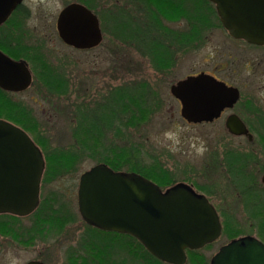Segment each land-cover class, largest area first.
Segmentation results:
<instances>
[{"label":"rangeland","instance_id":"obj_1","mask_svg":"<svg viewBox=\"0 0 264 264\" xmlns=\"http://www.w3.org/2000/svg\"><path fill=\"white\" fill-rule=\"evenodd\" d=\"M140 2L148 20H119L113 21L111 26L110 22H105L103 43L99 48L88 51L67 47L69 45L58 38L52 26L57 12L65 4L63 0H31L29 5H32L33 15L29 11L31 18L21 16L19 19L21 58L30 63L33 81L25 91L9 93V96L29 110L32 122L37 124H26L28 120L15 122L4 117L5 112L0 114V118L24 128L40 148L45 161L42 180H48L44 186L41 185L42 196L62 198L64 210L73 221L60 225L44 217L46 213L42 210L27 218L3 215L0 219V243L8 241L14 247L9 245V250L6 253L2 251V254H6V259H13L12 264H22L34 256L47 259L49 264H83L85 252H80V239L85 234L86 223L77 208L78 177L100 163L105 155L106 161L119 171H130L138 163L142 167L147 166L146 169L150 165L159 166L160 170L154 168V172L166 173L169 179L155 174L148 179L157 185L167 184L164 188L177 183L189 185L217 206L223 232L210 250H202L207 259L220 246L241 235L254 236L264 243V236L260 233L264 222V184L260 181L263 173L254 179V172H249V167L254 166L253 159H258L254 156V145L248 144L245 137L226 131L223 120L204 125L186 123L170 93L172 83L205 68L228 79L230 75L237 79L234 83L243 84L246 81L243 63L254 57L255 51H244L222 38L219 21L205 0H176V4L173 0ZM127 25L140 30H133L131 34ZM216 45L220 48L214 55L218 58L217 63L234 62L237 70H219V65L205 67L204 62L214 59L211 50ZM46 75L47 78L48 75L56 78L58 89L64 86V91L48 90ZM119 89H141L142 100L134 99L130 111L119 108L112 101V93ZM243 92L241 112L244 111L245 116H255V103H251L255 106L249 111L243 108L245 89ZM20 109L17 107L16 113H20ZM107 109L115 118L112 124L103 125L99 116ZM9 111L13 108L10 107ZM134 111L136 117L132 114ZM82 115L89 123H99L101 136L79 127L75 133L77 117ZM234 152L249 155L237 169L225 162L226 153ZM62 156L64 160L60 158ZM238 172L239 177H248L249 182L244 187L235 180ZM46 173L48 176L44 177ZM253 182L258 185L249 190L248 185ZM252 191L253 199L261 207L256 219L244 209ZM260 191L263 195L257 197ZM224 215L233 220L230 232L229 228L226 229ZM30 230L32 234L35 232L37 240L33 239L32 243L24 245L26 249L19 251V242L30 237ZM101 233L104 239L111 241L126 240L111 232ZM73 254H76L74 259ZM121 259L122 256L117 255L115 260ZM129 260L127 264H133ZM188 261L190 257L187 254L186 264H190ZM191 261L196 264L192 257Z\"/></svg>","mask_w":264,"mask_h":264},{"label":"water","instance_id":"obj_2","mask_svg":"<svg viewBox=\"0 0 264 264\" xmlns=\"http://www.w3.org/2000/svg\"><path fill=\"white\" fill-rule=\"evenodd\" d=\"M232 38L264 45V0H209ZM22 0H0V24ZM56 27L61 40L77 49L97 46L102 39L96 16L85 6L64 7ZM32 74L25 61L0 51V88L25 91ZM170 92L181 102L188 122H210L239 98L237 88L200 73L177 81ZM226 127L233 135L248 134L236 115ZM45 161L42 151L21 127L0 118V215L27 217L40 203ZM77 208L81 219L102 231L137 239L166 264H185L188 250H199L222 233L219 214L208 198L192 187L174 184L165 190L136 173L98 163L79 175ZM27 264H45L30 261ZM209 264H264V243L251 235L231 239L211 256Z\"/></svg>","mask_w":264,"mask_h":264},{"label":"flooded vegetation","instance_id":"obj_3","mask_svg":"<svg viewBox=\"0 0 264 264\" xmlns=\"http://www.w3.org/2000/svg\"><path fill=\"white\" fill-rule=\"evenodd\" d=\"M30 1L31 0H22V2L20 4H18L13 9V11L9 14L7 19L0 24V51L3 52L5 55H7L9 58H11L14 61H19V60L25 61L26 64L28 65L30 71H31L32 81H33V73H32L31 67H30V63L28 62L27 59L21 58L22 52H21V47L19 45V44H22L21 37H20L21 26L18 23L19 19H21V16H28L31 18V16L29 15V11L33 15L32 5H29ZM63 1L65 2V4L57 12L56 20L53 21L54 24L52 23V26L55 29V31L57 32V34H58V31H57V27H56V22H57L58 15H59L60 11L64 7H66L67 5H70L72 3H77L80 5H83L87 9H89L97 18L98 26H99V29L101 31V36H102L101 42L97 46L89 48V49H77V48H75L79 51H88V50H93L95 48L100 47V45L103 43L104 38L106 37L105 31H104V28H105L104 23L105 22H110V26H111V23L113 21H119V20L120 21H129V22H133L134 20H138V19L148 20V18H147L148 14L144 13V10H145L144 5L141 6L143 3L140 2V0H63ZM173 3L176 4V0H173ZM213 7H214V5H213ZM214 10H215V7H214ZM215 13H216V10H215ZM190 17H191V15H190ZM216 17L219 21L217 13H216ZM51 20H53V19H51ZM44 21L46 24H49L47 22V19H44ZM219 23H220V21H219ZM130 26H131V28L129 29L130 30L129 32L132 34V32H133L132 25H130ZM220 26H221L220 34H221L223 39L229 40L231 42V44H233L234 46L242 47L244 51H247V49H249L248 51H255V56L243 63L244 64L243 68L246 71V74L244 76L246 81H244L243 84H238L237 82L234 83V81H237L236 78L230 77V75H229V79H230L229 80L228 78H226L224 76L221 77L212 71H208L206 68L195 71L193 74L186 75L182 79H184L188 76H195V75H198L200 73H204V74H207V75L214 77L215 79H217L220 82H223L227 86H232V87H235L238 89L239 98L231 107L224 108L221 111L220 115L217 118H215L214 120H212L210 122H199V123H201L202 125H204L205 123H213L214 124L218 120H223L224 121V128L226 131H228V129L226 127V120L228 119V117L230 115H236L241 120V122L244 124L245 128L247 129L248 134L251 135V139L247 135H241V136L245 137L248 140V142H247L248 144L254 145V147L252 148L255 152L254 156L255 157L258 156V159L256 161H255V158L253 159L254 166L249 167V172H254V174H255V175H253L254 179H255V177H258L260 173H263V175H261V177L260 176L259 177H260L261 183L264 184V45H255V44L248 43L244 40L232 38L229 35V33L223 29L221 23H220ZM40 27H42V26H40ZM52 31H53V29H52ZM44 32L46 34L49 33L48 31H45V30H44ZM41 34L43 35V33H41ZM58 38L61 40L59 35H58ZM67 47L74 48L70 45ZM219 49L220 48L218 45H216L215 47L212 48L211 51L213 52V56L217 55L215 53H217L219 51ZM217 59L218 58H216L214 56V59L204 62L205 67L212 66V68H214V67H216V65H219V70H224L225 68H228L232 71L237 70V68H238V67H236V63H234V62H220L218 64ZM233 60L235 61V58H233ZM212 63H216V64L212 65ZM252 76L254 77L253 79H252ZM179 80H181V79H179ZM176 82L172 83L171 86L173 84H175ZM255 82L258 84V87H256V89L254 88V85L256 84ZM243 89H245V95L244 96H246L245 102L242 103L243 108L246 111H249V108L254 107L256 105L255 106L256 107L255 116H245L244 111L241 112V101H242L241 95H242V93H244ZM250 90L255 91L256 93H251ZM9 93L10 94H16V93H20V92H13V93L9 92ZM172 97L178 103L179 113L181 115V107H182L181 102L175 96L172 95ZM251 103H253V104L255 103V105H252ZM237 109H239V111ZM185 122L189 123L186 120H185ZM191 123H193V122H190V124ZM254 135H255V137H254ZM229 172H232V171H229ZM254 182L250 183L252 185H250V184L248 185L249 190L251 188H254L255 185H258V183H254ZM260 195L261 196L263 195V193L261 191L258 192V194L256 196L259 197ZM215 208H217V206H215ZM25 218H27V217H25ZM33 239L37 240L36 237H34V238L29 237V238H25V240L19 242L20 243V247H18V248H20L19 251L26 249V247L24 245L32 243ZM8 243H9L8 241H7V243L5 241L0 243V264H12L13 259H11V258L6 259V254H4V253L2 254V251L6 253L9 250V247H8L9 245H12L14 247V245L12 243L11 244H8ZM34 257L35 258L32 257V258L25 260L22 264H27L30 261H40L42 263L49 264L47 262V259H45V258H42L40 256H34ZM5 260H6V262H5Z\"/></svg>","mask_w":264,"mask_h":264},{"label":"trees","instance_id":"obj_4","mask_svg":"<svg viewBox=\"0 0 264 264\" xmlns=\"http://www.w3.org/2000/svg\"><path fill=\"white\" fill-rule=\"evenodd\" d=\"M205 1L211 7L212 12H213L216 20H218L216 17V13H215L213 5L208 0H205ZM125 27L126 26H124V28ZM128 28H131V26L127 25V29ZM132 30L139 31L140 28L138 30L136 28V26L134 27V25H132ZM55 83H57L56 78H53L52 76H49V75L47 78V75H46V88L48 90L55 91V92L56 91L57 92L58 91L59 92L64 91V86H62L61 88L58 89L59 85H56ZM56 89H58V90H56ZM140 90L138 89L137 91H133L131 89H119V90L112 93V96H113L112 101L119 108L129 109V111H130V108L133 105L134 99L142 100L143 92H141ZM139 93H142V94H139ZM1 101H5L4 104H1ZM134 102H136V101H134ZM10 107L13 108V111H9ZM17 107H21L20 113H16ZM4 112H5V114H3L4 117L13 119V121H15V122H20V121L25 122L26 120H28V123H26V124H29V125L31 123L37 124V122H35V121L32 122L33 117L30 116L29 110L23 108L21 106V104H18L17 102L12 100L9 96V92L0 88V114H2ZM132 114L134 117H136V115H137V113H135V111L132 112ZM99 117H100L101 123L103 125H107L109 122L112 124L113 118H115L112 116L110 109H107V111L105 110L103 112V114L102 113L100 114ZM24 125H25V123H24ZM75 126L77 128L75 133H78V127H79V128H82L83 131L86 130L90 134L96 135L98 137L102 135V130L100 129L101 127L99 126V123H97L95 121L89 123L87 121V117L85 115L77 117V121H76ZM31 127H33L34 129L37 128L36 125H31ZM25 129H27V128L25 127ZM134 150H136V148ZM106 156L107 155H105L103 158H101L100 163H105L106 165H108L112 169L118 171V168H115L114 164L108 163L106 161ZM248 156L249 155L245 156L244 153L243 154L236 153V152H234L232 154L226 153L225 162L228 165H230V167H232L233 169H237V167H239V165L241 166V164H243V161L246 160V157H248ZM60 158L63 160L65 159V157H63V156ZM140 164L141 163H138L136 165L134 164L133 169H131L130 171L138 172L141 175H143L147 178H150V179H151L150 175H152V174L158 175L165 180L169 179V177H170L168 174H166V173L163 174L162 172L159 174H156L154 172V168L158 171V170H160L159 166L155 167V165H150V168L146 169L147 166L142 167ZM47 171H48V166H47ZM239 175H240V173L238 172L237 175H235V180L238 182V185H243V187H244L245 184L249 182L248 177H243V176L239 177ZM46 176H48V173H46L44 177H46ZM47 182H48V180H47ZM47 182L45 181V178H44L42 180V185L44 186V184H46ZM158 185L163 189H164V187L167 186V184L164 185L161 183H158ZM250 193L251 194L247 198V202H245V204H244V209H246V213H248L249 216L256 219L258 214L261 212V207L255 202V199H253V191ZM64 206H65V203H64L63 199L58 197L57 195H51V196L49 195V196L45 197V195L42 196V193H41L40 204L31 216H33L38 211L42 210L43 211L42 213H44V212L46 213V215H44V217L53 219L54 222H57L60 225H64L67 222L73 221L72 216L64 210ZM49 215H51V216H49ZM2 216L3 215H0V219ZM224 218H225L224 221L226 223V229L229 228V232H230V229L233 226V225H231V222H233V220L229 216H225V215H224ZM262 224H263L262 225L263 228L261 229L260 233L264 236V222H262ZM85 225H86L85 234L82 235L81 239H80L81 240L80 241V246H81L80 252H82V253L85 252V257L82 259L84 261L83 264H127V262H130L129 258L131 259V262L133 264H165V263L161 262L160 260H158L157 258H155L153 255H151L144 248V246L137 241V239H135L134 237H132L130 235L111 232V234H114L118 237L126 238L125 241H118V240H116V241L112 240L111 241L109 239H104L102 237L101 232H106V231L99 230L95 227L88 225L87 223ZM32 233L33 232L30 230L29 236L31 238L34 237L35 232H34V234H32ZM118 237H116V238L120 239ZM211 247H212V244L207 245L203 249L204 250H210ZM203 249L188 250L187 254H188V257H190V261H188V263L192 264V261H191V257H192L193 261H196V264H209L210 259H207L206 256H204L202 254ZM87 251H89V252H87ZM117 255L122 256V259L116 262L115 259L117 258ZM75 256H76V254H73L72 258L74 259ZM125 256H128V258L125 259ZM114 257H115V259H112Z\"/></svg>","mask_w":264,"mask_h":264}]
</instances>
